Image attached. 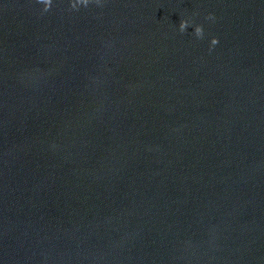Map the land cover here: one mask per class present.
Segmentation results:
<instances>
[{
  "label": "clouds",
  "instance_id": "1",
  "mask_svg": "<svg viewBox=\"0 0 264 264\" xmlns=\"http://www.w3.org/2000/svg\"><path fill=\"white\" fill-rule=\"evenodd\" d=\"M37 3L42 4L44 7L42 9L43 12H48L51 9L52 6V0H36ZM95 2L96 4L100 3V0H70V9L71 10H79L80 6L87 7L89 3ZM205 19L214 21L215 16L211 13H209ZM192 26V21L190 19H181L179 23V31L181 33H184L186 29ZM194 35L197 39H203L204 38V28L201 24H196L194 26ZM219 43L218 38L213 37L210 41V48L209 51L212 50V48Z\"/></svg>",
  "mask_w": 264,
  "mask_h": 264
}]
</instances>
